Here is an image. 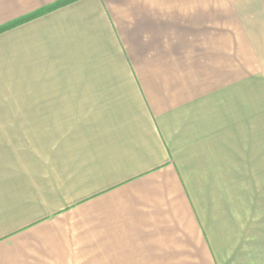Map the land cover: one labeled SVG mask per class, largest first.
I'll use <instances>...</instances> for the list:
<instances>
[{"label":"crops","instance_id":"0c3cea01","mask_svg":"<svg viewBox=\"0 0 264 264\" xmlns=\"http://www.w3.org/2000/svg\"><path fill=\"white\" fill-rule=\"evenodd\" d=\"M0 264H264V0H0Z\"/></svg>","mask_w":264,"mask_h":264},{"label":"rangeland","instance_id":"374dc122","mask_svg":"<svg viewBox=\"0 0 264 264\" xmlns=\"http://www.w3.org/2000/svg\"><path fill=\"white\" fill-rule=\"evenodd\" d=\"M208 173H205V174L202 173L201 174L199 172H195V176H196V178L198 180L197 186L199 185V187H197V189H195V190L198 192L197 193L198 195H202L203 196V195H230V194H233L232 193V191H233L232 188L227 186L226 183H228V182H226V181H222V183H224V185H222V186L211 187V188H201L200 185H201L202 182L204 183V179H209ZM209 175L215 176V173L211 172V173H209ZM212 183L215 184V183H218V182H216L214 180Z\"/></svg>","mask_w":264,"mask_h":264}]
</instances>
